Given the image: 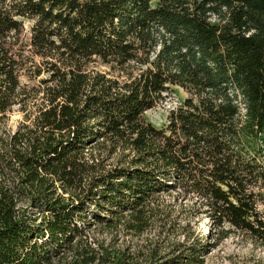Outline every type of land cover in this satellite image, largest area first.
<instances>
[{
	"label": "trees",
	"instance_id": "obj_1",
	"mask_svg": "<svg viewBox=\"0 0 264 264\" xmlns=\"http://www.w3.org/2000/svg\"><path fill=\"white\" fill-rule=\"evenodd\" d=\"M173 87L187 97L157 127L145 113ZM28 92L0 130V264H204V236L140 262L93 246V227L171 216L172 193L264 245V0H0V129Z\"/></svg>",
	"mask_w": 264,
	"mask_h": 264
},
{
	"label": "rangeland",
	"instance_id": "obj_2",
	"mask_svg": "<svg viewBox=\"0 0 264 264\" xmlns=\"http://www.w3.org/2000/svg\"><path fill=\"white\" fill-rule=\"evenodd\" d=\"M29 25L30 21H26V26L29 27ZM28 37L29 33H25L26 41ZM134 67L131 64L125 69L116 63L105 64L97 59L88 65V71L101 72L109 78L121 82L129 78L130 72L137 71L134 70ZM45 76L44 74L40 78H45ZM40 78L34 81L23 78V83L31 87L36 85ZM28 94L31 97L26 102V108L20 109V106H15L8 118L2 123L1 131L9 133L16 131L19 125L26 121V116L30 114L27 111H33V107L40 103L42 92L38 94L28 92ZM186 97L187 93L183 89L173 87V92L158 106L148 110L145 113V118L157 127L164 126L167 123L169 111ZM26 109L27 111H25ZM119 156L120 153H114L105 163H116ZM174 195L175 193L172 195L162 194L160 197L161 210H165V212L170 210L171 216L165 215V213L158 215L143 233L130 231L126 229L124 224L115 228H107L101 225L93 227L90 232L93 246L105 254H116L124 250L133 256L134 260L140 262L152 252L160 251L164 254L169 252L171 246L178 242L204 236V240L212 244L204 264H264V245L239 233H232L228 238H221L220 235H217L218 228L210 227V222L206 217L196 215L193 211L190 212L189 202L182 199L175 200Z\"/></svg>",
	"mask_w": 264,
	"mask_h": 264
}]
</instances>
